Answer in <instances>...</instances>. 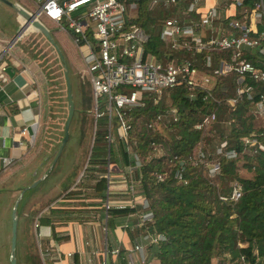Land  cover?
Listing matches in <instances>:
<instances>
[{"label":"trees","instance_id":"16d2710c","mask_svg":"<svg viewBox=\"0 0 264 264\" xmlns=\"http://www.w3.org/2000/svg\"><path fill=\"white\" fill-rule=\"evenodd\" d=\"M130 1L135 4L131 21L147 36L144 52L160 61L182 60L181 57L192 59L189 52L172 50L159 39L161 24L167 18L178 22L197 21V14L187 11L190 0H176L174 3L125 0L126 3ZM256 1L243 0L241 5L251 7ZM238 12L239 8L236 17ZM227 20L222 19L224 27ZM210 54L208 68L202 66L205 52L195 53V60H191L198 68L210 72L207 89L194 90L190 95L186 86L177 85L164 90L156 101L144 96L141 106L126 112L130 123L128 144L133 156L125 151V144L116 136L107 143L104 138L106 116L95 119L96 128L89 145L93 123L91 89L88 79L76 72L75 88L80 104L77 105L79 107L74 105L71 120L75 119L77 146L81 153L71 159L69 173L62 181L63 189L75 179L85 159L79 180L91 181L86 185V191L101 198L108 187L104 176L107 165L115 164L119 168L133 166L127 181L130 179L136 184L137 193L146 200L152 214L151 221L138 231L157 238L156 243L148 247L149 255L156 259L157 264H214L212 258H215V264H252L255 259L264 264V126L256 123L261 116L252 111L259 94L264 93V82L246 77L244 82L251 86L250 98L242 95L234 103H229L228 99L234 96L237 85L235 75L230 71L221 75L211 74L218 67V58L228 60L229 55ZM241 58L264 67V51L246 50ZM58 59L61 61L59 56ZM52 87L49 85L47 96L40 94V106L41 101L51 102L48 95ZM49 112L46 109L40 112V133L34 141L35 149L39 150L45 140ZM205 117L207 122L203 123ZM155 120L166 137L154 128ZM243 137L250 138L251 142H243ZM59 142L60 139L56 146ZM221 142L224 145L217 152ZM35 149L33 151L37 152ZM229 150L235 154L227 156ZM134 156L139 166H134ZM239 161L244 175L238 172ZM213 163L217 164V169L209 173L208 166ZM66 177H70L67 183L64 182ZM234 184L240 185V195L235 200L230 198ZM76 193L72 191L67 195ZM20 205L19 202L16 209V261L20 264L21 258L24 264H49L40 258L28 228L32 214L22 217ZM132 210L126 206L109 207L107 214L113 217ZM21 219L24 222L22 230L19 228ZM3 243L0 229V249ZM71 261L79 264L76 254L72 255Z\"/></svg>","mask_w":264,"mask_h":264},{"label":"built area","instance_id":"2783aa9c","mask_svg":"<svg viewBox=\"0 0 264 264\" xmlns=\"http://www.w3.org/2000/svg\"><path fill=\"white\" fill-rule=\"evenodd\" d=\"M175 1L165 0L169 3ZM201 1L190 0L187 5V11H194L197 14L196 22L192 20L178 22L174 18H167L162 22L159 32V39L170 49L189 52L192 59L186 60L181 57L182 60L160 61L152 54L144 52L147 36L141 27L131 21V13L135 8L132 1L126 3L125 0H37L36 16L42 14L57 27L68 31L79 51L91 89L92 136L96 128L95 119L106 116L104 138L107 143L116 136L125 144V151L133 156L128 144L130 129L126 117L128 110L141 106L144 96H150L156 101L164 90L177 85L186 86L191 92L190 95L194 90L209 87L210 72L206 73L204 68H198L191 61L195 60V53L205 52L202 62L205 68L210 66V53H228V60L218 58V67L214 68L211 74L221 75L230 71L235 75L237 85L234 96L228 99L229 103H234L242 95L250 98L251 86L244 82L246 77L264 82V67L241 58L246 50L264 51L263 0H257L251 7L242 6L243 0H212V3L204 5L202 11L198 8ZM230 9L232 11L228 13L227 10ZM225 18H228L226 27L222 23V19ZM19 24L20 26L24 24L21 17ZM29 28L30 26L24 27L16 39ZM81 46L85 47L86 53L79 49ZM4 69L5 66L0 65L1 77ZM99 98L103 102L101 106ZM252 108L257 116L264 117V93L259 94ZM206 122L207 117L203 119V123ZM242 140L245 143L251 142L248 137H243ZM223 145L224 142H221L219 147ZM219 151L220 148L217 152ZM234 154L233 150L226 152L227 156ZM134 166H139L135 156ZM132 167L126 166L129 178ZM121 175L124 178V174ZM104 176L107 178V174ZM127 182L128 187L125 191L129 198L117 203L116 206H133L135 202L134 183L130 179ZM239 195L240 185L234 184L230 198L235 200ZM140 204L145 211L138 216L139 222L147 223L151 221L152 214L143 197ZM108 206L110 203L105 199L104 207ZM36 225L37 223H34V226ZM156 240L155 236H151L149 243L155 244ZM133 249L140 253V263L147 264L144 262L145 253L142 247L135 244ZM114 252L116 250L111 251ZM102 264L105 262L102 261ZM252 264L261 263L255 259Z\"/></svg>","mask_w":264,"mask_h":264},{"label":"crops","instance_id":"0c3cea01","mask_svg":"<svg viewBox=\"0 0 264 264\" xmlns=\"http://www.w3.org/2000/svg\"><path fill=\"white\" fill-rule=\"evenodd\" d=\"M7 1L16 4L26 12H31L21 5V0ZM30 1L38 7L37 0ZM210 3L212 0L211 2L202 0L198 6L199 10H204V5ZM231 11L232 9L227 10L228 13ZM19 17L10 6L0 0V65L5 66L2 76L4 78L0 76L1 232L4 233L8 217L10 219V209L14 200L20 190L25 188L21 195L23 196L22 201H20L21 197L18 201V204L21 203V216L32 214L28 228L33 234L40 258L45 259L49 264H72L73 254L77 255L79 264H102V261L105 264H141L140 253L133 249L135 244L142 247L145 253V263L157 264L156 259L148 252V247L152 245L149 243L151 236L143 235L138 231L145 224L139 222L138 216L145 210L140 204L141 196L137 193L135 183L133 184L135 202L133 206H126L133 210L113 217L107 214L109 207H124L116 205L129 198L125 191L128 187L126 167L119 168L115 164L107 165L108 187L104 190L103 198L86 191V185L92 182L85 179L79 180L81 170L66 189H63V186L59 188L65 177H62L59 172H56L54 176L58 179L62 177L61 181L52 182L47 190L39 187V183L46 180L47 175L52 173V168L62 148L54 159L58 142L53 141L48 143L49 146H43L39 150L34 148L37 151L35 152L38 155L37 158L27 157L40 133L41 106L37 80L29 68L30 62L35 59L32 53L35 46L33 44L28 46L24 44L27 42L20 39L12 42L20 27ZM48 21L41 20L49 31V25L55 23ZM29 32L33 33L35 38L37 37L36 41H39V35L47 43V40L36 29L32 28ZM49 34L54 41L50 31ZM77 150V154L71 155V159L81 153L80 147L77 146ZM68 160L66 159L64 164L68 163ZM122 173L124 178L121 176ZM34 181L37 183L29 187ZM72 191H77V193L67 195ZM105 199H108L110 203L107 208L104 207ZM9 203L8 214H4L6 205ZM3 205L5 208L2 209ZM23 223L21 219L20 230H22ZM34 223L37 225L34 226ZM108 231L110 239L107 237ZM113 250L116 252L111 253Z\"/></svg>","mask_w":264,"mask_h":264},{"label":"rangeland","instance_id":"374dc122","mask_svg":"<svg viewBox=\"0 0 264 264\" xmlns=\"http://www.w3.org/2000/svg\"><path fill=\"white\" fill-rule=\"evenodd\" d=\"M20 3L21 5H23L26 9H28L31 12H34L37 8L36 5L32 3L30 0H21ZM38 16L41 20L45 22L46 21L49 22L46 18L43 17L42 14H39ZM30 29H32V27H30L27 30V32L24 33L19 39L24 40V42H27L24 44L28 46H31L30 44H33V46H35V49H32L34 51L31 50L35 59H33V62H30L31 65L29 66V68L32 70L35 80H37L36 84L39 87V92L41 96L43 95L47 96L46 94H47V89L49 85L53 86L51 93H49L48 95L49 98L51 99V102L49 100H47L45 103L41 101V110L44 111V109H46V111L48 112L50 111L48 130L46 132L45 140L42 145L43 147V146H49L50 142H53V141L58 142L61 137L62 124H63L64 117L66 114L63 66H62V62L59 61L58 55L56 54V51L53 49V47L50 46L48 42L46 43V41H44L39 35H38L39 41H36L37 37L35 38L33 33L29 32ZM49 31L51 32L54 38V42L61 54L62 61L65 63L68 77H69L70 86H71L70 89H71L72 100H73L74 105L77 106L80 103L78 102L79 96L75 88V85H76L75 83H77V78L75 77L76 74L74 72L79 71L81 75L83 76V78L85 79L87 78L86 76L87 74L84 71V67L80 59L79 51L77 47L75 46V44L73 43L72 37L70 33H68V31L66 32V31L60 30L59 27H57L55 24L49 25ZM79 49L83 53H86L85 47L81 46ZM71 64H73V66H71ZM98 100H99V105L101 106V104H103L101 98H99ZM90 106H91V103H90ZM256 121L258 125L264 126V117L263 118L258 117ZM74 125H75V119L73 121L72 120L70 121L69 129H68V139L62 146V152L60 156L58 157L57 162H55V165L52 169V173H49L47 175L46 180L39 183L40 185L39 187L40 188L42 187L43 190L44 189L47 190L50 187L52 182L54 183L57 180L61 181L62 180L61 178L65 176L66 173L67 174L69 173L71 155L73 156L76 155L78 151L77 150L78 135H77V131L75 130ZM153 126L154 128L158 129V131L161 132L163 136L166 137L165 132L162 130V127L160 126L158 122H153ZM48 137L49 139L47 142ZM42 139H44V136H42ZM92 139H93V136H92V126H91V129L89 132V145H91ZM89 145L87 144L86 146L89 147ZM34 148L35 146L31 147V150L29 151L27 157H31V158L38 157V155L32 150ZM219 148L220 147L218 146V149ZM87 152H88V149H87ZM154 154L156 155L158 154V152H155ZM66 159H69L68 163L64 164ZM85 161L86 159L84 160V162H82L83 164H82V168H81L79 175L82 173V169L85 166ZM240 163H241L240 161L237 163L238 172L239 174L244 175L245 171L240 167ZM208 167H209V173H212V172L214 173L217 169V164L213 163ZM56 172L57 173L59 172V174H61L62 177L59 179L55 177L54 175L57 174ZM68 180H70V177H66L64 182L67 183ZM63 185H64L63 182L60 183L59 188H61ZM110 193H112V191H110ZM9 206H10V203L6 205V209L3 212L4 214L5 213L8 214L7 208H9ZM3 208H5V205L2 206V209ZM0 212H1V209H0ZM31 212H33V210H31ZM0 222H1V218H0ZM6 226H8V221H7ZM107 237L108 239H110L109 231L107 233ZM2 238H3L4 243H3V248L0 249V264H9L8 263V259H9V230H8V227L7 228L5 227V231L4 233H2ZM20 247L22 251V245ZM215 261H216L215 258H212V262L214 264H215ZM20 264H24L21 258H20Z\"/></svg>","mask_w":264,"mask_h":264},{"label":"water","instance_id":"95a60500","mask_svg":"<svg viewBox=\"0 0 264 264\" xmlns=\"http://www.w3.org/2000/svg\"><path fill=\"white\" fill-rule=\"evenodd\" d=\"M1 1L4 2L5 4H7L8 6H10L16 12V14H18L24 20V24L22 26H20V28L16 32V35L13 37L12 42L17 40L16 39L17 38V34L24 27L30 26V27L36 29L37 31H39L42 34V36L47 40V42L56 51L57 55L59 56V58H60V60L62 62L64 85H65L66 114H65V117H64L63 125H62V136H61L58 148H57L56 155L54 156V159H55V157L58 156L62 146L64 145V143L68 139V129H69L70 121L72 119V116H73V113H74V109H75L74 108V103H73V100H72V96H71V89H70L71 86H70L69 77H68V73H67V69H66L65 63L62 61L61 54H60L55 42L53 41L51 35L49 34V31L43 25L41 20L36 16V14H37L36 10L34 12H26L21 7L17 6L16 4H14L12 2H9L7 0H1ZM36 183H37L36 181L32 182V184H30L29 187H33ZM24 190H25V188H22L20 190L17 198L14 200V202H13V204L11 206V209H10L9 259H8V263L9 264H18L17 261H16V257H15L16 225H17L16 208H17L18 201H19L22 193L24 192Z\"/></svg>","mask_w":264,"mask_h":264}]
</instances>
